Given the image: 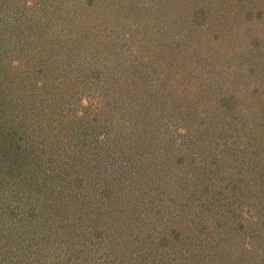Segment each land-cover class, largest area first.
<instances>
[{"label": "trees", "instance_id": "trees-1", "mask_svg": "<svg viewBox=\"0 0 264 264\" xmlns=\"http://www.w3.org/2000/svg\"><path fill=\"white\" fill-rule=\"evenodd\" d=\"M4 1V4L9 2L4 11H14L7 15L15 21L11 26L19 27L29 21L31 17L27 19L26 15L31 7L28 8L27 3L33 0ZM154 1L158 0L151 2ZM1 2L0 5L3 4ZM88 2H95L97 6L101 4V0H48L49 5L42 8L34 3L32 9L37 10L38 15L34 18L36 23L32 24L34 30L30 36L33 40L30 38L29 42L26 39L13 44L14 53L9 49L14 56L20 48L27 50L24 68L15 70L22 59L11 61L6 66L10 74L0 75V168H3L0 169V264H152L155 261L156 264H206V256L212 255L213 248L219 253L222 263L233 264L234 258L225 254L224 243L231 245V238H237V229L243 225L222 231V227L212 225L211 220L210 224L201 220L202 224L192 229L197 224L195 219L185 218L188 215L181 208H177V223L181 222L183 227L180 231L177 224V235L168 226L173 218L168 217V224L156 220L150 225L151 215L145 209L148 189L140 186L141 177L135 184L131 180V175L138 172L134 159L145 156L146 162L156 168L161 162V167L168 172H175L171 169L173 164L177 170V183L171 184L167 181L169 178L165 179L167 174L163 173L159 189L162 196L164 187H185V179L178 177L183 160V165L188 162L186 166L194 170V178L202 183L200 187L197 183L188 182L191 188L207 192L211 185L223 193V186H220L222 175L227 172L233 175L232 165L244 164L248 158L242 157L241 152L244 151L229 146L228 134L221 136L222 130L215 128L216 113L221 107L218 104L207 106L211 97L221 93L217 88L221 82L215 79L208 81L209 74L216 71L215 67L206 65V71L200 70L199 80H192V85L184 90L190 94L189 98H177L176 83L169 88L171 92L165 88L148 94L139 80L142 71L152 67L147 60L153 63L163 60L167 69L180 72L183 69L180 60L185 57L179 50L193 41L192 31L182 29L183 40H177L175 33L161 26L167 20L177 21V16L172 14L157 17L149 14L150 17H145L135 12L128 16L119 12L111 22L103 20L99 24L95 6L90 4L89 12H85ZM50 4H53V9ZM15 5L16 10L13 8ZM195 8L193 15L203 12ZM178 9L182 8L179 6ZM19 11L21 16L17 15ZM124 12L125 15L129 13L127 10ZM94 16L98 23L96 27L91 22ZM191 21L193 25L194 17ZM105 23L123 27L110 28ZM46 29L50 31L47 33ZM89 35L96 40L97 47L92 44V50L81 48L83 54H80L83 38ZM201 35L206 36L208 43L209 36ZM48 48L49 52H46ZM94 50L103 54L92 56ZM3 54L10 56L8 49ZM161 55L164 58H159ZM212 56L209 53L207 58ZM115 58H119L122 65L123 61L127 65L118 67ZM86 62L89 64L85 66ZM129 63L133 65L134 72L139 71L133 81L131 75L123 71L132 66ZM209 90L214 91L210 93H214L213 96L207 94ZM155 109L168 111L164 121L175 122L162 128L159 124V119L163 120L161 116L151 118V114L148 115ZM177 113L181 114V123L192 121L203 133L190 131L178 135ZM212 116L215 118H210ZM199 117L202 118L199 120ZM101 123L108 129H94L95 126L101 128ZM119 133L124 135L120 139L122 143L114 137L120 136ZM126 136L128 140L133 139L127 142L128 146L140 142L147 151L139 156V152L130 154L131 151L124 149L122 158L130 162V166L122 160L111 169L114 161L108 160L107 153L110 149H120ZM250 136V131H247L244 140H249ZM192 138L197 139L190 143ZM190 144H195V147ZM12 157L17 160L9 161ZM258 159L264 160V149ZM209 167L212 176L208 172ZM260 167L264 168V163ZM249 183L252 182L245 177L243 187L229 184L228 193L231 190L244 193L241 189L250 188ZM84 194H87L86 200L85 197L77 200L76 197ZM160 199L157 203L163 205V198ZM198 208L196 215L201 218L203 214L207 220L210 211L204 203ZM229 209L227 213L231 217L233 205ZM159 213L162 214L160 207ZM144 222L150 226L146 232L150 235L148 245L155 242L156 250L162 252L158 258L146 255L149 246L145 239L142 243L139 241L138 230ZM227 232H232V237ZM188 235H196L197 241L186 239ZM210 248L212 252H209Z\"/></svg>", "mask_w": 264, "mask_h": 264}, {"label": "rangeland", "instance_id": "rangeland-1", "mask_svg": "<svg viewBox=\"0 0 264 264\" xmlns=\"http://www.w3.org/2000/svg\"><path fill=\"white\" fill-rule=\"evenodd\" d=\"M2 1L3 2L1 3L3 4L0 5V52L2 53L3 58L0 59V75L6 76V74H10L7 72L8 70H6V66H9L11 61H19L22 59L21 62H18L19 67L15 68V70H22V68H24L25 63L23 59H25L27 50L19 47V53H17V56H14L10 53L9 49L13 50L14 53L15 48H13V44H17L20 41L26 39H28L29 42L30 38L33 40V37L30 36L32 30H34L32 24L36 23L34 18H37L36 15H38V11H33L32 9L34 7V3L42 8L43 6H48L49 4L48 0H38L36 2L33 0L34 2H28V8L29 6L31 7L29 8V12H33L34 14L32 13L29 15L28 12L26 18L29 19L31 17L29 21L24 22V25L22 26L13 27L11 25H13L15 21L14 19L7 17V15L14 11H4L6 9L5 5H7L9 2L4 4L5 1ZM151 1L152 0H101V6L95 5V2H88V4H86L85 12H89L90 4H92L93 7L95 6L100 17L99 24H101L103 20H105V22H111L112 19H115V15H118L119 12H122V15L124 16H128L130 12H135L136 15L144 14L145 17L149 16V14L152 17L162 15L168 16L169 14L177 16V21L174 19L170 21L167 20L165 22L166 24H161V26L169 31H172V33H175L177 40H183L182 36L184 35H181L182 29H187L189 32L192 31L190 35H192L191 38L193 41L186 45L184 49L180 48L179 50L180 54L183 52V56L185 57V59L183 58L180 60V63H183L181 65L183 69H181L180 72L173 70L170 71L167 69L168 67H166L165 61L156 60V63H153L146 59L148 63L152 65V67L150 69L145 68V70H149L146 72L142 71L143 75L139 80L142 81V85L146 89L147 93L149 92L150 94L156 90H165V88L167 92H169V88L173 87L176 83L178 90L177 98H189L190 94H186L184 90L188 89L192 85V80H199L201 77L200 70L202 68L204 71H206V65L212 67L214 66L216 71L213 70V72L209 74L210 78L208 81H213L215 79L217 82H221L220 85H217V88H219L218 90H221V93L218 95H214L213 93L211 95L210 93L214 91L209 90L207 94L210 96L214 95L215 98L211 97L212 100H208L207 106L213 105L215 107V104H218L221 107L219 112L216 113L217 119L215 121L217 126L215 128H220V130H222L220 133L221 136L228 134L227 138L229 146L237 147V150L239 149L240 152L244 151L247 155L244 152H241L242 157H246L248 159L245 160L244 164L234 163L232 165V170L235 171L233 175L229 174V172L225 173L226 175H222L220 178V186H223L222 194H220V192L211 185L208 187L207 192H203L200 188H191V185H189L188 182L197 183L200 185V187H202V183L194 178V175L192 174V172L194 173V170H190V168L186 166L188 165V162L186 165H183L184 161L182 160V168H179L180 174L178 177H180V179H185V187H177L174 189L172 187H164V190L162 188L163 192L161 191L162 196L159 195V189L162 184L160 181L162 178H160V176L163 173L167 174L165 179L169 178L167 181L171 182V184L177 183V170L173 168V164H171V169L175 172H168L166 169L161 167V162L158 163V168H156V166L146 162L148 160L145 156L142 158L138 157L139 159H134V162L136 160L135 167L137 168L138 172H136L134 175H131V180L135 184L139 177H141V184L143 183V185L140 184V186L146 187L148 189V193L146 194L148 197V200H146L148 204L146 205L145 209H148V214L151 215V222L149 224L151 225V223H155L156 220L166 223L168 217L173 218V222L166 224L171 226L173 232L175 235H177V224L180 231L183 227V225H180L181 222L177 223V219L179 221V217H177V208H181L182 210H185L184 212L188 215V217L185 218L191 219L193 217L195 219L192 220L196 221L195 223L197 224H194L192 229H195L200 224H202L201 220L205 221L203 223L209 222V224L211 220V224L214 226L219 225V227H222V231L226 229L230 230L231 226L233 227L236 225V227H240L239 224L241 226L243 225L240 229H237V232H239L237 238H231L233 235L232 232L226 233H229L228 236H231V245L229 243H224L226 245L225 254L227 253L228 256L234 258L233 264H264V168L260 167V165L264 163V160L259 161L258 159V155L262 149H264V0ZM52 6L53 4H50L51 9L54 8ZM119 6L121 7V10ZM179 6L182 9H178ZM185 6H187V8ZM194 6L203 12L193 15L196 11ZM13 8L16 10V5L15 7L13 6ZM125 10L129 12L126 13V15L124 12ZM179 11H181V13H177ZM17 15L21 16V11H19ZM1 16H5L6 18L2 19ZM193 17L194 22L192 25L191 18ZM94 18L95 16L93 19ZM205 18L206 25L203 22V19ZM91 22L95 24L94 27L98 26V23L95 21V19ZM169 22L170 24H168ZM105 24H107L110 28L115 27L120 29L123 27V25L114 26L112 23ZM166 25L168 27H166ZM146 26L147 25H145V27ZM204 27L206 28V31L204 30ZM44 28L45 26H43V29ZM46 31L48 33L50 30L46 29ZM202 33L209 36L208 43L206 42V36L200 37L202 36ZM22 34H26L28 38ZM91 36L92 35H89V37L83 38V44L81 42L82 45L80 46V54H83L82 49L87 50L88 48L92 50L94 47H97L96 40L92 39ZM6 49H8L10 54L9 57H6L3 54ZM46 52H49V48L46 49ZM207 52L208 54H213L210 59L207 58ZM99 53L100 55L103 54L100 51L95 52V50L91 52L92 56L95 55L96 57L99 55ZM205 54L207 55L205 56ZM159 58L164 57L161 55ZM184 60L186 63L183 62ZM119 61V58L114 59V62L118 64V67L123 68V66L127 65L126 62L123 61L122 65L121 61L120 63ZM87 64L89 63L86 62L85 66ZM125 69L126 70L123 71L128 73L129 76L131 75L132 81L136 79V74L139 75V71L134 72L133 65ZM196 87H198V85ZM172 90L174 91V89ZM202 92L205 91L202 90ZM198 94L199 93H197V95ZM201 94L205 95L206 93ZM179 99L177 101H179ZM153 111V113L150 111L148 115L151 114V118L155 116H161L163 120L159 119V124H161L162 128H164L165 125L167 127L169 123L172 124L171 122H175L167 121V119L164 121V118H167L168 116V111H163L164 113L156 109ZM180 116L181 114L177 113L178 135H183L184 133L190 131H196L198 132L197 134L203 133L199 132L201 129L196 123H193L192 121H184L181 123L179 120L181 118ZM202 117H199V120ZM210 118L213 119L215 116ZM106 128L108 129L107 125L101 123V128L99 126H95L94 129L107 130ZM247 131H250L251 136L249 140H244L246 138ZM214 132L218 131L214 129ZM119 134L120 136L114 135V137L118 142L122 143V140L120 139H122L124 135L121 133ZM239 137H242V139ZM128 138L129 137L126 136L120 149L115 148V151L111 149L108 151V160L114 161L111 163V169H113L116 164L123 160L122 155L124 154H122V152L124 149L126 152L131 151L130 154H136L139 152V156L144 155L147 151L146 146L139 141V144L136 143L133 146H128L127 142L133 140H128ZM227 138L224 137L223 139L225 140ZM196 139L197 138H192L190 143ZM110 141H113V139L110 138ZM190 145L195 147V144ZM111 154L113 155V159L111 158ZM14 160H17V158L12 157L9 161ZM123 161L126 162V165L130 164V162H127L126 160ZM156 163L157 162H155V164ZM124 167H122V169ZM208 169L207 170L209 174L212 176L211 167ZM140 171H142L140 174L141 176H138ZM245 177L250 182H252L249 183V185H251L250 188H242L241 190H243L244 193H239L236 190H231V193H228L227 189L229 188L227 186L229 184L240 187L243 184V181H245ZM258 186H261V188H258ZM241 187H243V185ZM83 190L85 189L83 188ZM74 191H77V189ZM255 191L259 192V194H256ZM77 194H79V192H77ZM86 195L87 194H84L76 198L77 200H83L85 197L86 200ZM158 196L163 198V205L157 203L159 200L161 201ZM169 197L175 198L172 200V198ZM225 197H227L229 200H225ZM219 202L221 205H219ZM156 203L157 205H155ZM201 203H204V205L210 211L209 215L207 214V220L203 214L201 215V218L199 215H196V213L199 211L198 207ZM210 205L212 207H210ZM231 205H233L234 214L229 217L227 210L230 211L229 208ZM159 207L162 208L161 215L159 213ZM148 216L145 218H148ZM160 225L162 227V224ZM149 227L150 226H147L146 222H144L141 229L139 228L140 230H138V232L140 236H138V238L140 243H142L144 239L145 242L149 240L150 235L148 236L146 233L147 230H149ZM151 233L154 234L152 231ZM5 236L6 234L4 233L2 236L3 241ZM195 236L196 235H190L189 237H186V239L197 241V237ZM123 238L128 241L126 235H124ZM154 243L155 242H150L148 245L147 242L149 248L146 249V255H151L150 258H158L162 255L161 250H156L155 246L157 245ZM151 245L153 246L150 247ZM197 249L201 251L198 247ZM209 252H212L211 248ZM156 262L157 261L152 262V264H156ZM206 264L227 263L221 262L219 253H216L213 248L212 255L207 254L206 256Z\"/></svg>", "mask_w": 264, "mask_h": 264}]
</instances>
